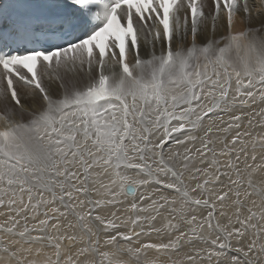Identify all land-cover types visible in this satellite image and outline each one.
I'll use <instances>...</instances> for the list:
<instances>
[{
    "label": "snow or ice",
    "instance_id": "1",
    "mask_svg": "<svg viewBox=\"0 0 264 264\" xmlns=\"http://www.w3.org/2000/svg\"><path fill=\"white\" fill-rule=\"evenodd\" d=\"M254 98L264 101V0H0V206L19 205L0 223L14 237L0 236V264H264V135L236 133L245 155L222 166L230 171L215 152L202 169L187 149H165ZM211 132L199 156L212 151ZM149 184L175 195L137 202ZM127 197L135 215L103 214ZM165 205L169 239L141 243L142 221L148 234L164 231L150 221ZM69 214L75 224L62 226ZM45 247L52 254L39 259Z\"/></svg>",
    "mask_w": 264,
    "mask_h": 264
},
{
    "label": "bare ground",
    "instance_id": "2",
    "mask_svg": "<svg viewBox=\"0 0 264 264\" xmlns=\"http://www.w3.org/2000/svg\"><path fill=\"white\" fill-rule=\"evenodd\" d=\"M241 99H243V98H241ZM254 101L255 102L249 101L247 104H240L239 102H237L236 104L229 105L226 110H220L219 112H214V113L210 114L211 117L213 118V120L211 122H209L208 118L207 117L205 118L204 127L202 129H200L199 131L194 133V135L196 136L195 140H189L186 144H180V145L176 144L175 140L177 138H183L187 135V133L182 132V133L176 134V136H174L172 140H169L168 144L165 145V149L167 150L169 147H171V149L173 151H179V152H181V154H183L185 152V150L187 149L190 152V154L196 155V165L202 169L209 167V165L211 164V163H209V161H210L209 158L212 160L213 157L211 155L213 152H215L217 155V156H215V159L216 160L218 159L219 166H221V170L222 171L227 170L224 167H222L226 163V156L220 154V153L225 151V148H222V146L220 147L219 142L223 143L224 147L227 145L226 149L229 150L230 148H232V146H234L233 144H231V140L233 137H235L237 132L248 133L252 129L255 131L258 130L257 135H264V117L260 116L261 114L257 115V113H262V110L264 109V101L260 100L259 98H254ZM234 115H241V120L238 122L233 121L231 119V117H233ZM217 116H220L223 119L222 120L216 119ZM249 120H251V123H249ZM209 123H211L212 132L207 137V139L211 141V143L208 145V147H209V149H212V151H208L206 156H199V154L196 153V150L198 148H202V142L205 139L204 132L209 127ZM229 123H239L240 127L239 128H235V127L229 128L227 132L222 131L221 129L227 127V125ZM241 138L246 140V141L251 140V138H248L246 136L241 137ZM248 146H247V151L250 154L251 153V145L249 144ZM235 147L240 150L241 148L244 147V145L240 146V145L236 144ZM232 152H235V156L237 154L241 153L238 150L232 151ZM260 153H261V150L259 149V146H257V158L258 159L260 157ZM244 155H245V153L242 152L241 153L242 159H243ZM201 161H203V163H201ZM179 170H183V169H179ZM209 170L211 171L212 169H209ZM185 176H186V183L189 184V186L194 185L196 183L195 180H191L190 178H188L189 174L187 172L185 173ZM162 178H163V174H162ZM221 178H222V180H220V181L212 182L215 187L221 188L224 186V184L228 183L226 177L221 176ZM201 179H203V177H201ZM224 179H226V181ZM93 187H95V185H93ZM149 193L154 194L153 198H158L160 195H165V196L175 195L174 193L171 192V190L163 189L160 185L149 184V185H147V186H145L139 190L137 202H139V195L140 194L147 195ZM24 198L26 201L27 200L26 195ZM92 198L93 199L97 198L95 193L92 194ZM3 199L5 201H7L8 197L4 196ZM122 199H123V203L105 206V208L102 210L103 214L108 216L109 218H111V214L115 213V215L117 217H120V220H126L129 215H135L134 213H132L128 209V204L132 198L127 197V198H122ZM241 199H243V197H241ZM147 203H148V201H144L145 205ZM161 203H163V201H161ZM247 203L248 202L245 201V204H247ZM54 206H59L63 210V207H62V205L59 204V202H57V204ZM14 207H19V205H8L7 203H5L4 205L0 206V223H4V221L7 220L9 217L15 215L14 211H12V209ZM235 207L236 206L232 203V201H228L227 206L223 210L228 213V216H232V214H233L232 212L234 211ZM43 210H44L43 206H41V213L43 212ZM219 211H220V209L218 208V212ZM24 215H25L24 213H21V217H18V219H20V226H18V228L22 227L23 224L25 223L24 219H22V217ZM141 215H148V214L141 213ZM172 215L173 214L171 213L170 207L168 205H165L164 208H160L158 210V213L156 214V219L153 221H150V224L153 227L164 229V231H162L160 233H156V232L152 231L150 234H148L149 233V222L148 221H142V223L144 224L145 234L141 235L140 242L141 243H144V242H161V241L166 242L169 239V235H170V233L168 232V230L166 228V225L171 220ZM29 216H30V214H29ZM49 216L53 217L54 214L49 212ZM41 218H43L42 215L37 217V221H32L31 219H29L27 221L29 228H31L32 223L38 222V220ZM219 219L222 223H227V221H228V217H219ZM120 220H118L117 223H120ZM50 222H55V221L53 220ZM59 222L62 224V226H66L68 222H72L75 224L76 221H75V217L72 216L71 214H69L67 216V218H59ZM172 223H177L179 225V228L184 229V230H186L188 227L187 225H183L182 223H179L178 221H172ZM119 230L120 231H126L127 229L124 226H122ZM74 231L77 234L80 233L79 228L74 229ZM175 234H176L175 232L171 233V235H173V236ZM0 236H3L5 241H10L11 239L14 238V237H10L6 233H0ZM85 240H87V237H85ZM193 244L195 245L196 249H199L200 247H202V245L199 243V241H193ZM190 250H193V249H190L188 246H185L178 254H175L172 256V260L177 261V262L184 260L185 253L190 251ZM45 253L51 255L52 249L45 247L44 252L41 254V257H39V259H44ZM148 255H149V258L151 259V258L155 257L156 253L154 251L150 250ZM160 259L162 261H165L166 264H170V262L167 261L166 257L161 256Z\"/></svg>",
    "mask_w": 264,
    "mask_h": 264
},
{
    "label": "rangeland",
    "instance_id": "3",
    "mask_svg": "<svg viewBox=\"0 0 264 264\" xmlns=\"http://www.w3.org/2000/svg\"><path fill=\"white\" fill-rule=\"evenodd\" d=\"M264 110V109H263ZM260 116H263L264 117V112H262L261 113V115ZM247 123V122H246ZM248 126V125H247ZM246 128V127H245ZM247 129V128H246ZM248 133H251L252 135H251V137L250 136H246V137H248V138H251L252 139V137L253 136H257V134H258V130H252L251 129V131L250 132H248ZM242 137H245V136H242ZM219 145H220V147L222 146V148H225V151H227V149H226V147H224V144L223 143H220L219 142ZM237 145H240L239 143H237ZM218 146V145H217ZM236 145H234V146H232V148L233 149H236V150H238L239 151V149H237L236 147H235ZM240 146H242V145H240ZM249 147V146H248ZM232 148H230V149H232ZM229 149V150H230ZM240 152V151H239ZM242 153V152H241ZM241 153H239L240 155H241ZM212 157H213V153H212V155H211ZM217 156V155H216ZM235 157V152H231V156H226V162L230 159V158H234ZM242 158V157H241ZM209 163H211L212 162V160L209 158ZM217 161H218V159H217ZM218 166H219V163H218ZM241 167H243V165L241 164ZM227 171H230L229 169H227ZM232 175H234L233 176V178H235V174L234 173H232ZM220 180H222V178H220ZM225 181H226V179H224ZM233 199H234V197H233ZM258 203H259V201H258ZM233 213V212H232ZM232 217V219L233 220H235V216H231ZM184 225V224H183ZM238 226V225H237ZM200 243V242H199ZM188 262H186L185 261V264H187Z\"/></svg>",
    "mask_w": 264,
    "mask_h": 264
}]
</instances>
